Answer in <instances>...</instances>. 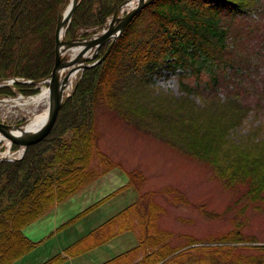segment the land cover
I'll list each match as a JSON object with an SVG mask.
<instances>
[{
  "label": "trees",
  "instance_id": "trees-1",
  "mask_svg": "<svg viewBox=\"0 0 264 264\" xmlns=\"http://www.w3.org/2000/svg\"><path fill=\"white\" fill-rule=\"evenodd\" d=\"M124 1L81 0L66 38L74 37L79 30L84 31L83 38L100 31ZM68 3L69 0H0V79L50 77L56 62L58 18ZM263 15L264 0H155L141 10L105 61L84 70L46 136L29 145L21 160L0 162V264H11L37 247L39 242L23 232L27 225L56 202L68 199L99 176L119 167L104 153L97 152L94 120L91 127L86 123L89 125L90 115L94 118L97 101L122 102L126 85L130 92L138 73L148 77L161 72L163 65L173 71L181 69L186 76L187 72H193L199 77L205 70L211 74L207 87L184 84L190 94L201 95L205 106H212L215 114L221 116L219 120L192 124L205 129L200 133L190 130L191 125L186 130L183 127L191 136L201 139L213 154L191 152L200 153L203 160L211 162L215 176L226 187L244 186L252 201H264V71L258 65H264V41L256 51L244 47L241 41L242 34L258 33L264 28ZM107 49L101 48V57ZM253 60L257 62L255 65ZM222 64L231 71L225 77L230 90L224 98L216 93L223 83L218 75L220 70L217 71ZM136 65L138 70L134 69ZM244 69L247 73H239ZM235 77L247 78L250 86H239L242 81ZM14 86L24 95H34L40 89L37 84L22 81ZM141 88L140 83L136 89ZM12 94L15 92L11 86L0 87V96ZM251 116L260 124L252 125L247 134L238 135V140L231 135L225 137V126H230L237 135L236 130ZM198 118L190 114L192 122ZM13 147L19 148L17 143ZM96 159L97 164L93 165ZM129 176L130 184L141 189L145 183L142 172L133 171ZM162 211L155 192L145 193L91 233L87 238L92 241L90 247L133 230L140 245L105 264H132L138 252L146 248L149 251L137 264H154L168 257L170 264H264V245H252L250 242L255 238L239 230L212 240L217 243L214 247H198H209L201 254L183 249L198 243L192 237L183 244L172 245L175 234L160 228L158 223ZM5 234L17 244H12L9 252L3 250ZM223 243L226 245H220ZM60 262L56 258L46 264Z\"/></svg>",
  "mask_w": 264,
  "mask_h": 264
},
{
  "label": "rangeland",
  "instance_id": "rangeland-1",
  "mask_svg": "<svg viewBox=\"0 0 264 264\" xmlns=\"http://www.w3.org/2000/svg\"><path fill=\"white\" fill-rule=\"evenodd\" d=\"M126 13L127 11L123 16ZM261 22L264 24V15ZM70 24L71 22L68 27ZM83 32V30H79L76 36L83 38ZM260 36L264 37V28L258 33L242 34L241 41L244 42V47H249L251 50L256 51L259 48L261 49L259 43L264 41V38H259ZM107 47L109 49L110 43L103 46V48ZM100 51L98 58L101 57ZM253 58L255 59V56H251V59ZM253 62L254 65L257 63L255 60ZM215 65H218V62ZM258 65L261 66V71H264V67H262L264 65ZM134 69L138 70V65L134 66ZM228 69L224 64L217 69V71L220 70L218 75L221 76L223 83L217 87V92H215L222 98L230 90V82L225 78L231 72ZM84 70L78 72L72 88L67 93H71L72 95ZM161 70V72L153 73L148 77L140 76V73H138L129 90L130 92H128L126 85L127 93L123 92L122 99L124 100L122 102H118L117 100V103L108 104L97 101L95 108L93 107L94 118L90 115V119L88 120L89 125L86 123L87 127H91L94 120L95 129L98 133L97 152L104 153L107 157L118 163L119 167L115 168L124 170L129 178L130 173L133 171L142 172L145 183L141 189H138L137 186L135 187L138 189L139 195L155 192V200L163 208L158 217V223L160 228L169 230L175 234V237L172 239V245L183 244L187 241L188 237H192L198 243L186 246L183 249L189 248L194 255L201 254L209 250V247H214L217 244L213 243L212 240L235 230H239L238 232L243 233L247 237L255 238V241L250 242L252 245H264V201H252L247 197V190L244 186L237 189L226 187L215 176L212 163L205 159L203 160L200 153L193 154L194 152H206L209 153L208 155L213 153L208 150L201 139L191 136L185 131L191 125L190 130H197L200 133L205 129H197L192 124L219 120L221 117L219 114H215L212 106L208 104L205 106V101H203L204 99L201 95L199 97L198 95L190 94L184 88V84L192 86L200 84L207 87L206 84L212 78L211 74L205 70L202 71L199 77L193 72H187L186 76L181 69L173 71L167 68L166 65H163ZM223 70L227 72L222 73ZM239 73H247V70L244 69L243 72L239 71ZM13 78L15 77L0 79V87L9 85L15 92L12 95H1L0 100L19 98V95L23 94L14 86V83H9ZM140 79L142 82H140ZM235 79L242 81L239 83V86L251 84L247 78L235 77ZM8 80L10 81L8 82ZM137 83L142 84L141 89H136ZM234 83L238 85L236 81ZM42 85H47V83H42ZM29 96L31 95L26 94L24 98ZM249 100L253 101L252 98ZM42 109V105L37 108L34 105H21L9 101L7 103L2 102L0 103V121L7 124L24 125ZM191 113L196 114L199 118L192 122L190 120ZM259 124L260 122L255 121L251 116L236 130L237 135H234L233 129L230 130V126H225L227 129L223 134H225L226 138H230L231 135L235 136L236 140H238L240 138L238 135L247 134L252 125L256 126ZM5 149V142L1 141L0 157H5L3 156ZM15 149L18 150L19 148L13 147V150ZM22 158L23 155L15 161ZM97 161V159L94 160L92 164H97ZM115 168H112L110 171ZM105 174L93 180L86 187ZM130 181L129 179L125 187L134 186L130 184ZM62 202H56L48 212ZM99 203L101 204L102 202L100 201L83 211H73V213L67 214L64 219L65 221L61 222L55 229L50 230L46 241L42 239L39 241L38 246L50 241L54 235L58 234L56 232L69 229L94 210ZM48 212H45L40 218L44 217ZM93 232L75 242L72 247L66 250V253H60L50 258L47 257V260L42 264L50 263L56 258L61 260L59 264H62L68 259V256L75 257L88 251L92 241L87 238ZM5 238L3 250L9 252L14 246L12 244H17L10 242V238H7V236ZM109 240H106L102 244H105ZM243 244L245 243H239L238 245L245 246ZM201 246L209 247L204 249L198 248ZM148 251L149 248L139 251L138 256L132 259V264L139 263L141 257L145 256V253ZM6 252L4 253L6 254ZM170 260L171 258L168 257L165 260L156 261L154 264H170Z\"/></svg>",
  "mask_w": 264,
  "mask_h": 264
},
{
  "label": "crops",
  "instance_id": "crops-1",
  "mask_svg": "<svg viewBox=\"0 0 264 264\" xmlns=\"http://www.w3.org/2000/svg\"><path fill=\"white\" fill-rule=\"evenodd\" d=\"M129 179L124 170L115 168L79 193L60 203L44 217L27 225L24 228V234L28 238L33 241L42 239L46 241L49 231L65 221L67 214L73 213V211H83L100 201L102 202L69 229L56 232L58 234L54 235L50 241L37 245L32 252L27 253L12 264H42L47 260V257L50 258L60 253L64 254L75 242L136 203L140 197L139 191L135 186L125 187ZM70 202L72 205L65 207ZM138 245L137 233L128 230L113 237L105 244L91 246L83 254L75 257L68 256V259L62 264H105Z\"/></svg>",
  "mask_w": 264,
  "mask_h": 264
},
{
  "label": "water",
  "instance_id": "water-1",
  "mask_svg": "<svg viewBox=\"0 0 264 264\" xmlns=\"http://www.w3.org/2000/svg\"><path fill=\"white\" fill-rule=\"evenodd\" d=\"M80 1L81 0H71L70 7H68L69 10L66 11L68 13H63L59 16L56 29V62L54 70L52 71L50 77L31 81L32 83L37 84L42 82L47 83L48 87L50 88L51 101L53 102L54 106L48 114L46 121L34 133L26 134L23 137L14 133V128L21 127V124L13 125L0 121V130L9 138H11V142L17 143L20 147L24 146V149H22L23 155L29 145L41 140L46 136V134L54 125L65 100L71 95V93H67L70 74H65L62 77L65 62L68 60H72L73 62H81L77 67H75V70L78 71L102 63L108 57L112 47L123 34L127 26L135 18V16L141 10L152 4L155 0H143L142 2H139L136 6H134L132 9L128 10L124 16H121V10L129 1L125 0L112 14V16L108 20L107 24L102 28V30L94 33L90 37L79 38L75 35L72 38L65 37V39L62 40L60 37L61 33L64 29H67ZM108 43H110L109 49L105 52L102 57L98 58V54L101 47ZM79 45H86L87 47L95 46L96 50L94 52V55L85 58L80 57L79 55H75L74 48ZM72 71L73 70H71L70 73ZM12 81H17V79H12Z\"/></svg>",
  "mask_w": 264,
  "mask_h": 264
},
{
  "label": "bare ground",
  "instance_id": "bare-ground-1",
  "mask_svg": "<svg viewBox=\"0 0 264 264\" xmlns=\"http://www.w3.org/2000/svg\"><path fill=\"white\" fill-rule=\"evenodd\" d=\"M142 1L143 0H129L128 3L124 6V8L121 10L120 15L123 16V14L126 11L132 9L134 6H136L139 2H142ZM70 3H71V0H69V3L67 5V7L65 8V11L62 12V13H65V14L68 13L66 11L69 10L68 7H70ZM73 16H74V14H73ZM65 34H66V29H64L62 31V33H61L60 37H61L62 40L65 39V36H66ZM74 49H75V53H74L75 55H79L80 57H84V58L85 57H89L91 55H94V52L96 50L95 46H88L87 47L86 45H79V46H77ZM63 55H64V53H63ZM80 63L81 62H73L72 60H68V61L65 62L64 70H63V73H62V77L65 74H70V78H69V81H68L67 92L72 88V86L74 84V80L77 77V74L79 72L78 70H75V67H77ZM71 70H73V71L70 73ZM9 81L10 80H8V82ZM21 81L22 82H26V83H31V81H33V80L22 79ZM42 83H44V82H42ZM42 83H40L39 86H38L41 90L39 89V92L36 93L35 95H31L29 97H25L24 98V94H20L19 98H12V99L10 98V99H5V100H0V103H2V102L7 103L9 101V102H12V103H15V104H21V105H34L37 108L40 105L43 106V109L41 111H39L38 113H36L35 116L32 119H30L28 123H26L24 125L22 124L21 127L14 128V133H16V135H19V136L23 137L26 134L34 133L46 121V119L48 117V114L52 110L54 104L51 101L50 88L48 87V85H42L41 86ZM1 141L5 142L6 149L4 150V153H3V156H5V157H0V162H3V161H8V162L15 161V160L19 159L23 155V153H21V151L19 149H21V150L24 149V146L20 147L18 145L19 149L18 150L17 149L13 150V144L14 143L11 142V138H9L6 134H4L0 130V142ZM13 154H16V155H13ZM113 176H117V175H113ZM140 195H142V194H140ZM70 205H72L71 202L68 203L67 205H65V207L70 206ZM65 207H63V208H65ZM23 232H24V230H23ZM34 242H39V241H34Z\"/></svg>",
  "mask_w": 264,
  "mask_h": 264
}]
</instances>
